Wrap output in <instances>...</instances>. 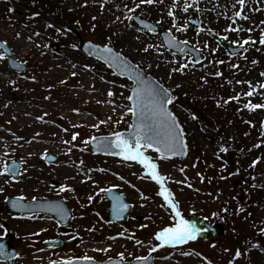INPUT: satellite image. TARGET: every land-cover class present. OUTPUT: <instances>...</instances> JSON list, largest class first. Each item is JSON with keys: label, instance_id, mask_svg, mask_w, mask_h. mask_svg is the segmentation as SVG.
I'll return each instance as SVG.
<instances>
[{"label": "rangeland", "instance_id": "obj_1", "mask_svg": "<svg viewBox=\"0 0 264 264\" xmlns=\"http://www.w3.org/2000/svg\"><path fill=\"white\" fill-rule=\"evenodd\" d=\"M39 1L0 0V39L13 49L14 57L22 61L29 59V67L24 74L11 72L5 66V58L0 60V161L17 158L24 163L18 181H12L7 174L0 176V186L7 189L0 193V197L18 195L25 200L40 196L50 199L62 197L75 215L71 225L79 236L75 249L72 252L65 249L63 254L88 255L95 260H102L106 255L116 257L121 252L127 260L148 249L142 244L125 247L127 239L124 237L109 239L124 231V228L106 221L102 188L114 186L119 189L124 181L134 185L139 195L143 194L140 198L134 195L132 200H138L139 206L135 211L143 218L152 215L155 219V223L148 222L149 228H154L148 240L161 228L173 225L170 209L157 194L159 185L145 176L141 165L112 157L90 156L87 145L83 143L85 139L95 136L87 130L92 125L106 121L100 126L109 134L114 129H126L131 115L126 111L130 106L127 100L129 82L116 78L104 65L87 60L76 52L77 34L84 40L102 42L97 35L83 28L89 22L96 21L103 32L106 31L116 40L117 50L161 82L172 96L175 92L181 97L207 96L215 106L223 109L222 114L227 121H223L215 111L207 114L199 106L188 107L174 100L168 108L183 127L188 145L187 155L180 161L160 158L149 150L146 154L158 163L159 172L166 177L167 187L184 210L185 217H203L217 227V236L209 239V248L195 240L189 243L190 247L196 246V250H202L211 264H230L229 258L235 256L240 246L231 227L217 219L214 211L224 204L231 205L240 212V216L252 222L256 231L251 240L254 250L247 260L244 250H241L242 260L245 264H264V108L249 110L244 106L249 101L264 104V88L251 97L241 95L239 102L231 100L225 103L229 97L248 92L246 82L264 84V76H261L264 73V45L259 43L264 34V0H246L244 14L248 19L237 18L235 23L229 17L239 10L238 4L233 8L236 0H179L176 8L172 7L174 0H162L141 5L140 8H135L139 0H56L72 15H83V27L56 17L50 10H43ZM185 2L192 5L188 12L182 10ZM133 8L135 11H130ZM170 10L175 13L176 25L187 30L177 31L173 27V17L167 15ZM51 13L53 17H50ZM130 15L152 21L162 30L171 29L176 39L188 41L201 50L203 60L195 64L191 57L183 58L167 51L158 33L138 28L133 20L128 19ZM194 15L198 16L199 23L191 32L188 23ZM229 25L243 28L244 31H228ZM248 29L254 30L249 32ZM220 34L226 35L229 41L241 42L251 36L257 43L246 45L242 57L229 58L216 42ZM52 42L59 45L58 51L50 47ZM145 47L149 49L147 52L144 51ZM46 62L48 66H45ZM185 63L189 67L183 72L173 71ZM30 65L41 66V71L36 72ZM85 65L89 68L86 69ZM217 72L221 75H215ZM52 83L59 91L56 95H51ZM110 90L115 95L109 96ZM73 109H79V112ZM40 116L44 117L43 121L37 119ZM219 124L226 129L227 136L221 134ZM65 128L69 131L64 132ZM73 131L79 132L80 136L73 144H65L64 141L71 139ZM226 143L247 147L244 159L229 163V156L223 150ZM70 147L72 151L69 153ZM45 152L61 158L54 165L46 166L40 158ZM253 161H258L254 167L251 166ZM62 185L70 186L75 191H60ZM180 188L190 198L180 193ZM121 189L127 190L126 187ZM249 193L256 200L253 209L243 204ZM89 196L94 197L91 202ZM166 216L169 217L168 222L162 224L167 226L156 225ZM8 217L6 215L1 219L8 221L15 237L18 235L14 246L19 255L27 257L29 264H43L47 258L57 255V251L44 250L40 246L43 238L58 231L50 216L41 214V223L38 216L21 220ZM137 230L138 237L145 241L142 230ZM27 234L29 238L25 239ZM109 246L111 250L107 253L96 250ZM159 256V259L165 260L162 264H174L173 260H179L182 255L164 247ZM190 261L185 260L182 264H193Z\"/></svg>", "mask_w": 264, "mask_h": 264}, {"label": "snow or ice", "instance_id": "obj_2", "mask_svg": "<svg viewBox=\"0 0 264 264\" xmlns=\"http://www.w3.org/2000/svg\"><path fill=\"white\" fill-rule=\"evenodd\" d=\"M154 2H162V0H139L138 3L135 4V8H140L141 5H151ZM246 0H236V3L233 4V8H236V5H239V10L235 11L232 17H229L233 21L236 22L237 18L240 19H248V16L244 14ZM179 6V0H174L172 5L173 8ZM192 7L191 4L184 3L183 11L188 12ZM135 8L130 9V11H135ZM259 10V9H257ZM167 15L169 17H173V27L176 28L177 31H185L186 28H182L176 25L175 23V13L173 11H168ZM129 20H134L136 17H128ZM141 24H144L145 27H149L150 31L155 32V28H151L147 25L146 21L140 20ZM264 23V22H262ZM228 31L233 32H241L244 31L243 28L240 27H232L229 25ZM254 29H248L249 32ZM39 35V33H36ZM225 40L228 39L227 36L223 37ZM31 39V37H29ZM167 46L170 48H175L179 52L184 53L185 48L184 45L188 44V41L181 42L171 35V29L168 30V34L166 37ZM110 41V38H109ZM233 43L239 44L241 48L244 45H248L252 43L253 45L257 43L255 39L251 36L247 39L241 41H233ZM259 43L264 45V34L261 35L259 39ZM156 47V46H150ZM95 48L100 53V59H103L104 62L109 67H115L120 70L119 74L126 76L129 80L133 81V86L131 88V94L128 95L127 100L130 102V106L127 107V113L131 114L133 117V123L131 127L126 132H113L110 136H91L83 141L85 145L92 143L95 144L96 150L98 152H104L106 154H111L114 156L121 157L124 161H135L139 165L142 166L145 176L154 181L159 185L158 195L163 198L165 204L174 214L176 219V223L174 225H170L168 227L161 228L154 234V240L158 241V243L153 244L149 249L148 256L136 257L137 264H149V261L152 259L151 253L156 252L159 248L162 247H175L177 245H182L187 243L188 241H192L197 239V233L201 231L190 221L184 219L183 215L180 212V205L178 201H175L174 194L167 187L166 177L161 175L159 172V165L156 161L153 160V157L147 155L148 149H154L156 153L160 155V158L167 159L169 156L175 155H185L187 144L184 139V130L183 127L179 124L178 118L176 115L169 110L168 105L172 104L175 97L170 94V90L162 87L157 81L151 79H145L144 73L139 67V65H130L128 60L119 52L114 51V49L108 45H105L101 48L100 45H95ZM0 49H4L6 52L10 51L7 48V42H0ZM148 47L144 48V51L147 52ZM215 51V50H213ZM4 59L3 53H0V60ZM198 62V61H197ZM219 63H224L223 61H219ZM253 63H257L253 61ZM13 64L17 68L21 67L20 64H17L13 61ZM235 66V65H234ZM189 67L188 63L183 64L178 68H174L173 71L183 72L185 68ZM238 67V66H235ZM85 68L88 69L89 66L85 65ZM73 76L76 75L75 72L72 73ZM215 75L219 76L221 73L217 72ZM261 76H264V73H261ZM34 79V77H33ZM103 79V78H101ZM63 83V81H62ZM237 83H245L243 81H237ZM248 83L249 91L243 94H237L236 96L229 97L225 103H228L231 100H235L239 102L241 95L253 96L260 88H264V84L252 85V83ZM109 96L115 95L111 90L108 92ZM249 110H254L257 108H264V104H253L249 101L248 104L244 105ZM74 112H79V109H73ZM44 115H47L45 113ZM37 119L43 121L44 117L40 116ZM110 119V118H109ZM106 121H100L99 124L92 125L93 128H99L100 124H104ZM116 123H120V121H116ZM251 123V122H249ZM73 127H77V125H73ZM64 132H68L69 129H63ZM39 135V133H37ZM80 136L79 132L73 131L71 133V139L64 141L65 144H73L78 137ZM20 139V138H17ZM259 147V145H256ZM227 151V149H223ZM72 151L71 147L68 149L70 153ZM7 157V153H5V158ZM44 157L47 158V152H45ZM258 161H253L252 167ZM83 164V161H80ZM18 167L17 162L13 160L11 165L5 160L0 161V176L3 175H11L13 178L18 175ZM103 171V169H101ZM183 171V169H181ZM121 180L124 177H120ZM134 187V186H133ZM191 187V185H189ZM4 189L0 188V192H3ZM60 191H75V189L71 188L67 185H62ZM101 192L110 193L111 189H100ZM143 197V194L141 193ZM25 198L23 196L18 197L16 202L13 203V207H26V205L22 204ZM94 199L93 196H89L88 200L91 202ZM114 201L113 204V215L116 217H121L123 213L127 211L130 205L124 203L122 196H112ZM51 211H57L62 217L65 215L63 208L55 207L49 209ZM99 215V213H97ZM215 215V214H214ZM3 227V225H0ZM141 227H146V225H142ZM94 229H88V231H93ZM127 230L121 231L117 234V236L109 237V239L115 240L117 237H124L125 232ZM264 231V230H262ZM128 239H133L132 236L127 237ZM135 243L137 245L143 244V241L136 239ZM3 245H0V252H3ZM97 251H101L107 253L111 250V246L103 249H96ZM184 255H190V253H183ZM242 253L239 249L235 252V256L239 257ZM119 259H113L111 257L108 258L106 264H121L124 261V253L121 252L118 254ZM51 264H58L56 261H52ZM59 264H96V261L93 257L84 256L82 258L77 259H68L66 261H61ZM211 264V261H209ZM232 264V262H230Z\"/></svg>", "mask_w": 264, "mask_h": 264}, {"label": "water", "instance_id": "obj_3", "mask_svg": "<svg viewBox=\"0 0 264 264\" xmlns=\"http://www.w3.org/2000/svg\"><path fill=\"white\" fill-rule=\"evenodd\" d=\"M140 18H138V17H136V19H135V21H137V23H138V25L140 26V27H142V28H147V29H149V27H145V25L144 24H141L140 23ZM145 21V20H144ZM146 23H147V25H149L151 28H155V31H157V29H158V27H154L150 22H148V21H146ZM196 22L195 21H192L191 22V26H190V29H192L193 28V24H195ZM150 30V29H149ZM167 34H168V32H161L160 33V35H161V37H162V39H163V44H164V46L165 47H167V49L169 48V49H172L173 51H177L178 53H180L181 55H184V54H186V53H190V54H192V57L194 58V60L195 61H200V59L202 58V56H201V54H199V52L195 49V48H193V47H191V46H188V44L187 45H184V48H185V52L184 53H181V52H179L177 49H175V48H170V47H168L167 46V40H166V37H167ZM220 40L222 41V39L220 38ZM95 45H98V44H94V43H92V42H84V43H82L81 42V44H80V48L82 49V52H84V53H86V54H88L91 58H94V59H98V60H100V61H102V62H104V60L103 59H100L99 57H100V53L97 51V49L95 48ZM101 46V45H100ZM104 46H101V48H103ZM4 50V49H3ZM227 50L230 52V54H233V53H241V50H242V48L241 47H229V45H228V47H227ZM5 51V50H4ZM114 51H116L117 52V50H114ZM5 53H7V54H9V52L7 51H5ZM128 62H129V64L130 65H133L129 60H128ZM8 63H9V66H11L12 68H14V69H19V70H23L24 69V67L23 66H21V67H19V68H17L16 66H15V64H13V61L12 60H9L8 59ZM105 63V62H104ZM18 64V63H17ZM106 64V63H105ZM107 65V64H106ZM109 68H111L113 71H115L116 72V74H119V72H120V70L119 69H117V68H115V67H109ZM144 73V72H143ZM120 75V74H119ZM123 76V75H122ZM144 76H145V79H151V80H155V79H152L150 76H148V75H146L145 73H144ZM124 77H126V76H124ZM131 88H132V86L130 87V90H131ZM131 122L133 123V117H132V119H131ZM130 127H131V125H130ZM129 127V128H130ZM120 132H126V131H120ZM89 147L91 148V150L94 152V153H103V154H106V153H104V152H98L97 150H96V147H95V144H92V143H89ZM187 152V151H186ZM109 155H111V154H109ZM171 156V155H170ZM175 156H179L180 158H183L184 157V155H175ZM171 157H174V156H171ZM47 160H49L50 158H46ZM17 167H18V165H17ZM19 168V167H18ZM117 196L116 195V193H115V191L114 190H112L111 189V192L110 193H105V196L107 197V199H109V208H108V210L110 211V215H109V217H110V219L111 220H116V219H120V217L118 218V217H116V216H114L113 215V204H114V201H113V199H112V196ZM16 200H17V198H14V199H8V200H6V201H4L5 202V205H7L8 206V208H9V210H11V211H16V212H24V213H35V212H39L40 211V207H39V201H33V202H29V203H23L22 201H21V203L22 204H24V205H26V207H23V208H21V207H13V203H15L16 202ZM58 204H60L59 206L61 207V208H63V210H64V212H65V215H63V217L60 215V214H58L57 213V211H51V210H49V209H51V208H54V207H52L53 206V204H55L54 202H47V201H43V200H41V212H47V213H50L51 215L53 214L54 216H55V218H57L56 220H58L61 224H66L67 222H68V220H69V218H70V212H69V210L68 209H66L67 207H66V205H65V203L63 202V201H59V202H57ZM124 214V213H123ZM122 214V215H123ZM198 228L200 229V227L198 226ZM208 228V227H207ZM203 230H206V228L205 229H203ZM203 230H201V231H203ZM207 234H203V235H205L206 237H209V236H212L213 235V230H212V228L209 226V228H208V230H207ZM7 240L8 241H11V239H10V237H8L7 238ZM48 244H53V245H57V243H56V241H50V242H48ZM1 255H14L13 253H11V254H9V252L6 254V253H4V250H3V252H0V256ZM3 258H6V257H3ZM11 259V258H10ZM97 264V263H96ZM103 264H106V263H103Z\"/></svg>", "mask_w": 264, "mask_h": 264}, {"label": "trees", "instance_id": "obj_4", "mask_svg": "<svg viewBox=\"0 0 264 264\" xmlns=\"http://www.w3.org/2000/svg\"><path fill=\"white\" fill-rule=\"evenodd\" d=\"M41 6L43 7V9L44 10H47V11H51V12H55L56 14L55 15H60L61 17H62V15H63V17L66 19H68V20H70V19H73L72 17H71V15L68 13V12H66V11H64V9L62 8V6L60 5V4H58V3H55V2H53L52 0H41ZM41 7V8H42ZM92 31L94 32L95 31V34H97L98 35V37L101 39V40H104V35L103 34H101V33H99L98 32V27L96 26H94L93 27V29H92ZM182 98V97H181ZM181 98H180V100H181ZM204 98V97H203ZM183 99H186V103L187 104H190V105H198V106H200V108H202V110H204L205 112H207V113H209L210 112V109H211V111L213 110V109H217V108H214L213 106H212V104L209 102V101H207V100H205V103H202L201 104V101L199 100V99H197V98H192V99H187V98H184L183 97ZM207 99V98H206ZM190 101H191V103H190ZM213 108V109H212ZM221 129H222V127H221ZM240 148H242V146L240 147ZM228 149V154L230 155V156H233L234 155V151H235V149H233V148H227ZM245 149V148H244ZM238 155V154H237ZM230 217H232V215L230 214L229 215ZM225 217H228V216H226L225 215Z\"/></svg>", "mask_w": 264, "mask_h": 264}, {"label": "flooded vegetation", "instance_id": "obj_5", "mask_svg": "<svg viewBox=\"0 0 264 264\" xmlns=\"http://www.w3.org/2000/svg\"><path fill=\"white\" fill-rule=\"evenodd\" d=\"M134 208H138V206L134 203ZM4 211H2V213H3ZM40 219H41V215H40ZM141 218H139V216H138V214H137V212H135V214L134 215H130L128 218H127V223H125L127 226H129V222L130 223H132V225H137V224H139L140 222H141ZM129 221V222H128ZM129 231H131V230H129ZM154 264H160V262L158 261H156Z\"/></svg>", "mask_w": 264, "mask_h": 264}]
</instances>
